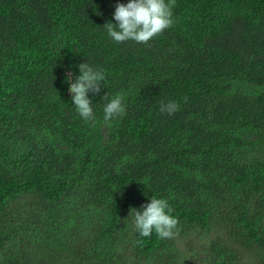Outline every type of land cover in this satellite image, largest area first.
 <instances>
[{"label": "trees", "instance_id": "trees-1", "mask_svg": "<svg viewBox=\"0 0 264 264\" xmlns=\"http://www.w3.org/2000/svg\"><path fill=\"white\" fill-rule=\"evenodd\" d=\"M127 2L0 0V264H264V0H175L147 44L103 27ZM84 62L105 74L87 122ZM151 197L174 238L136 231Z\"/></svg>", "mask_w": 264, "mask_h": 264}, {"label": "clouds", "instance_id": "clouds-1", "mask_svg": "<svg viewBox=\"0 0 264 264\" xmlns=\"http://www.w3.org/2000/svg\"><path fill=\"white\" fill-rule=\"evenodd\" d=\"M175 0H128L126 4L117 3L113 13V20L105 23L107 35L117 43L133 41L147 44L153 38L161 35L174 24L173 11ZM79 75L73 81L67 77L68 91L72 104L78 115L84 120H94L92 101L88 98L91 91L97 94L101 91L104 71L97 70L87 62L78 65ZM107 101L103 108V119L107 123L115 117L125 113L123 96L116 95L111 99L105 93L102 97ZM160 111L169 115L178 111L174 101L161 103ZM173 209L168 200L151 197L150 201L141 208H130L133 224L141 237H149L153 232L161 239H172L178 235L179 221L171 215Z\"/></svg>", "mask_w": 264, "mask_h": 264}]
</instances>
